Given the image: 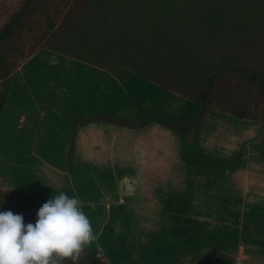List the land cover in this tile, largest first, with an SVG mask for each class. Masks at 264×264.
<instances>
[{
  "label": "rangeland",
  "instance_id": "374dc122",
  "mask_svg": "<svg viewBox=\"0 0 264 264\" xmlns=\"http://www.w3.org/2000/svg\"><path fill=\"white\" fill-rule=\"evenodd\" d=\"M22 10L0 41V78L38 92L35 115L46 121L34 124L56 140L36 147L48 171L30 162L16 177L20 120L0 112V211L35 223L54 194L78 197L95 239L75 264H90L91 253L103 264H224L219 255L264 264V91L248 78L254 71L264 79V0H0V32ZM95 92L103 93L101 112L86 108L84 95ZM10 97L15 107L18 96ZM164 105L166 177H137L135 169L151 167L144 136L111 123L87 122V138L77 126L70 152L76 118L135 117L144 106L130 120L145 127ZM196 120L194 139L175 127ZM112 151L127 161L114 162Z\"/></svg>",
  "mask_w": 264,
  "mask_h": 264
},
{
  "label": "clouds",
  "instance_id": "9594fccd",
  "mask_svg": "<svg viewBox=\"0 0 264 264\" xmlns=\"http://www.w3.org/2000/svg\"><path fill=\"white\" fill-rule=\"evenodd\" d=\"M76 196L60 192L38 209L35 223L20 213L0 211V264H73L95 239L92 223Z\"/></svg>",
  "mask_w": 264,
  "mask_h": 264
},
{
  "label": "crops",
  "instance_id": "0c3cea01",
  "mask_svg": "<svg viewBox=\"0 0 264 264\" xmlns=\"http://www.w3.org/2000/svg\"><path fill=\"white\" fill-rule=\"evenodd\" d=\"M11 77L16 76V71L14 73V75H10ZM18 76V75H17ZM9 79V76H8ZM16 79V78H15ZM15 79H13V89L11 88V90H9L6 100L4 102V107L3 110H1V114H11L10 116L14 117L15 119L18 120V116H19V122H15L18 124V132L17 135H15V139H14V144L16 145V150H15V154H14V166H13V174H15V176H19L21 170H23L24 165L33 162L36 164L37 170L40 171V167H42V169H44L45 171H48L49 168V163H47V166L42 165L40 162V159L38 157V155L36 153L40 152L39 151V146L43 145V146H48V145H54L56 137H54L53 135H51V133H46L42 132V128L39 127V123L37 125H35L36 121H39L40 119V124L42 123V121H46L44 120V118H40L37 117L35 115V111L34 108L36 109L35 106V94L38 95V92H36L35 89H20L17 90L16 88H14V86L16 87V81ZM10 82V80H9ZM0 84H1V80H0ZM12 91L13 94L16 93V95L18 96V100L16 101V106L15 107H11L9 104L11 103L10 96H12ZM48 96V98L52 97L50 96L52 93H50L49 91H47L46 93ZM84 101L86 104V108L90 109L92 107H94L95 110L91 111V112H101L102 108H103V93L98 94L97 92H95L94 94L90 95V100L86 99L88 96L84 95ZM27 104V105H25ZM31 106H28V105ZM52 103L49 104L48 102V108H49V113H52V117L53 120L55 121V119H58L57 116L55 115L57 112H54L56 110L55 106H51ZM54 104V103H53ZM65 107V106H63ZM91 107V108H90ZM137 107H141V105H137ZM66 108V107H65ZM65 108H60L59 112L66 113V109ZM100 108V109H99ZM146 107H142L141 110L143 112H141V114L135 116V117H130V116H126L125 118H122V116H124L123 114H118V118L121 119H138L140 117H143L142 115H144V110ZM21 113V114H20ZM19 114V115H18ZM59 114V113H58ZM167 105H164V109L163 111H159L156 115V120H154L153 122L151 121L149 124H147L145 127L143 126V128L141 129H131L132 132H134L135 134H140L143 137V141H142V146L143 148H146L147 150H149V154H144L146 156H142V159L145 160L146 162H150L151 167H146L143 166L142 168H138L135 169V173L138 174L137 177H149V178H162V177H166V171L164 170V168H162L163 163H165V160L167 158V149H168V141L165 138H162L163 136H165L164 134V127L161 126L159 124L160 119L166 118L167 117ZM60 116V115H59ZM115 116V115H113ZM53 121V122H54ZM132 121V120H130ZM47 125V129H51V127L53 129H55L56 127L49 123ZM100 122V121H97ZM134 122V121H132ZM35 123V124H34ZM86 124H89L87 122H81L79 123L78 129L77 131H79V136H82L83 138H87L88 135L85 131H83V127ZM76 126V128H77ZM75 128V130H76ZM36 131V132H35ZM42 132V135H41ZM41 136V137H40ZM186 138V136L184 137ZM41 140H43V142L41 143ZM71 140V137H70ZM99 140V139H97ZM75 141V139H74ZM100 141V140H99ZM30 146V148H29ZM38 146V148H36ZM53 149V150H52ZM48 150V149H47ZM45 151L47 155L49 154H55V148H50L48 151ZM34 151L31 155L29 152ZM53 151V152H52ZM113 153L111 154L110 158L111 160H114V162H116V159L121 161V162H125L127 161L125 159L124 156H122L121 154L112 151ZM45 154V155H46ZM166 169V168H165ZM48 173V172H47ZM148 175V176H147ZM14 176V177H15ZM37 182L36 186H40V182H41V178L39 175H35V178H33L32 183ZM25 191H31L32 194L37 195L38 194V188H29L28 186L24 187ZM30 192V193H31Z\"/></svg>",
  "mask_w": 264,
  "mask_h": 264
},
{
  "label": "trees",
  "instance_id": "16d2710c",
  "mask_svg": "<svg viewBox=\"0 0 264 264\" xmlns=\"http://www.w3.org/2000/svg\"><path fill=\"white\" fill-rule=\"evenodd\" d=\"M30 0H28L29 2ZM23 14V10L20 11L14 20H12L11 22L7 23L4 28L2 29V31L0 32V41L7 36V34L9 33L10 28L12 27V25L18 21V19L21 17V15ZM0 66H1V62H0ZM217 75H212L210 77H208L205 82L203 83V89L199 95V107H200V114L199 116H203L205 113V109L207 107V103H208V98L209 95L211 93V88L213 86L214 83V79ZM248 78L253 81V82H257L259 84V87L262 91H264V79L259 77L254 71H250L248 73ZM1 83L2 82H6L5 87L3 88V90L0 91V111L3 110L4 107V102L6 100L7 94L10 90V82L8 79V75L5 77L0 78ZM200 119V118H199ZM89 121H101V122H106V123H111L112 125H116V126H122V127H126L129 129H139L143 126L144 122H132L126 119H121L118 118L116 116L113 115H109V114H105V115H98V116H94V117H90V118H83V117H78L73 121V132L71 135V140H70V152H72L73 146H74V139H75V131L74 130V126L76 128V126L81 123V122H89ZM199 120L193 121L191 123H184V124H179V126H175L176 129L181 132L182 134L184 133L185 136L188 135L189 137H191V139H194L197 136V132H198V128H199ZM159 124L163 127H167L169 125H165L163 122L159 121ZM191 132V133H190ZM193 134V135H192ZM68 157V163L70 164V158H71V153H69ZM219 261L223 262L224 264H235L234 261L228 257H225L224 255H219ZM90 264H103L101 258L94 254L91 253L90 254Z\"/></svg>",
  "mask_w": 264,
  "mask_h": 264
}]
</instances>
